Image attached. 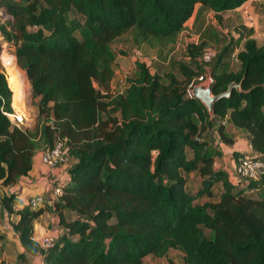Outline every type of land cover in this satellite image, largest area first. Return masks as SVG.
<instances>
[{
  "label": "trees",
  "instance_id": "trees-1",
  "mask_svg": "<svg viewBox=\"0 0 264 264\" xmlns=\"http://www.w3.org/2000/svg\"><path fill=\"white\" fill-rule=\"evenodd\" d=\"M245 1L0 0L8 15L0 36L13 47L1 58L23 71L36 107L33 124L11 121V85L19 97L23 78L12 84L0 67V185L27 175L57 137L69 156L68 178L50 202L45 192L34 207L13 188L2 192L0 216H12L20 247L12 264H144L145 255L171 249L180 264H264V172L232 182L213 165L219 145L238 133L264 157V43L252 28L240 24L207 61L201 37L187 41L165 71L135 59L119 88L112 85L117 37L169 50L195 3L218 15ZM207 74L212 93L239 82L213 101L212 114L187 89ZM247 152L233 151L234 161ZM190 172L198 176L194 190ZM43 213L57 220L47 249L32 239Z\"/></svg>",
  "mask_w": 264,
  "mask_h": 264
},
{
  "label": "rangeland",
  "instance_id": "rangeland-1",
  "mask_svg": "<svg viewBox=\"0 0 264 264\" xmlns=\"http://www.w3.org/2000/svg\"><path fill=\"white\" fill-rule=\"evenodd\" d=\"M6 17H8V15L5 14L3 9H0V20ZM240 24L252 28V36L255 38L257 44L264 43V0H247L242 3L240 7L223 11L218 15L202 7L198 3H195L192 15L185 21L173 48L169 50L168 47L164 49L150 48L143 44H136L130 36L126 34L117 37L111 43V47L115 51L114 73L112 77L113 88H119V78L128 77L132 73L135 59L145 60L151 70L162 72L168 68L169 62L173 58H180L183 55L184 46L187 41L201 37L209 42L207 46L214 49L215 46L217 47L224 40H227L230 35H235L237 29H241ZM12 49L13 47L9 43L3 41L0 36V67L11 76L12 84L15 77L23 78L21 81V83H23V90L20 97L19 108H16V102L18 100L17 91H15L11 85L12 92L14 91V94H16V101L15 99L11 101L13 112L9 115V118L13 123L25 127L34 123L36 113L35 99L30 96L28 92V82L23 71L15 64L14 59L4 60L1 58L2 55L12 54ZM121 51L124 53L122 54ZM227 61L231 68L234 69L237 67V61L233 55L228 56ZM207 80L206 76L205 81ZM238 136L241 138L235 143V146L242 148L245 145L243 136L240 134H238ZM227 176L228 179L234 180V182L238 181L237 176L233 175L231 167H228ZM186 177L187 187L190 190H194L198 185V176L194 172H190ZM7 187L8 185H0V197ZM9 187L13 188L11 185H9ZM11 190H16L15 192L18 194L16 188ZM29 193L30 191L20 195V197L18 196V198H20V201L26 200L28 197L27 194ZM204 199V197L198 198L197 201ZM10 218H12V216L5 215V211L3 210L2 216H0V242H3L2 246L0 245V261L4 264H12L16 253V248L14 246L15 234L8 223ZM41 222L42 219L39 223ZM169 260H172L176 264H180V252L171 249L165 256L153 257L145 255L143 257L144 264H167Z\"/></svg>",
  "mask_w": 264,
  "mask_h": 264
},
{
  "label": "built area",
  "instance_id": "built-area-1",
  "mask_svg": "<svg viewBox=\"0 0 264 264\" xmlns=\"http://www.w3.org/2000/svg\"><path fill=\"white\" fill-rule=\"evenodd\" d=\"M214 53V49L210 46H206L201 54V59L207 61L210 59L212 54ZM206 76L208 79V74L204 75L203 77L198 76V82H207ZM122 85L124 86V81L122 80ZM192 84L189 83L187 85V89L190 93V89ZM17 125V124H16ZM69 156L66 151V145L64 143V139L62 137L55 138L52 146L46 148L45 150L39 153V160L41 163L48 167H61L64 169L65 165L67 164ZM234 173L238 179L248 180L254 179L258 177L260 174L264 172V157L256 156L251 150L248 151L243 156H239L234 163ZM65 175L51 177L50 181L45 188V191L48 192V201H51V198L60 194L61 192V184L68 178L67 174L64 172ZM57 180L56 184L52 185V182ZM10 190L8 186L6 190ZM31 206H36L42 201V192L34 193L28 196L25 200ZM32 239H34L40 248L47 249L51 247L53 244V235L51 233L43 234L39 237H36L32 234Z\"/></svg>",
  "mask_w": 264,
  "mask_h": 264
},
{
  "label": "crops",
  "instance_id": "crops-1",
  "mask_svg": "<svg viewBox=\"0 0 264 264\" xmlns=\"http://www.w3.org/2000/svg\"><path fill=\"white\" fill-rule=\"evenodd\" d=\"M240 134V133H238ZM238 134L235 135L234 141L230 144H225L221 143L219 145V149L221 151V154L216 156L213 160V165L215 167H222L228 172V167H231L232 173L235 176L234 173V158L232 156L233 151H238V152H247L250 151V147L243 135V140H244V147L238 148L235 146V143L239 141L241 137L238 136ZM219 163V164H218ZM224 163V164H223ZM233 165V166H232ZM63 176L64 174V169L61 167H48L44 165L43 163L40 162L39 160V154H36L33 159H32V165L31 169L28 171L27 175L21 177L19 181L16 183L12 184L11 187L16 188L18 190L17 197L23 194L28 193L27 196H30L34 193L37 192H45L46 194L48 193L45 191V188L47 187L48 182L50 181L51 177H56V176ZM231 180V179H230ZM234 182V180H231ZM25 200H22L24 202ZM44 214V215H43ZM42 215L39 216V218L35 221L34 223V230H33V235L36 237H39L43 234L46 233H53L57 229L56 224L57 220H53L54 216L49 215L47 213H43ZM42 219V224L39 223V221ZM50 222V226H48L47 222ZM3 243V242H0ZM14 246L16 250H19V245L15 236L14 240ZM35 261H40L39 258L34 257Z\"/></svg>",
  "mask_w": 264,
  "mask_h": 264
},
{
  "label": "water",
  "instance_id": "water-1",
  "mask_svg": "<svg viewBox=\"0 0 264 264\" xmlns=\"http://www.w3.org/2000/svg\"><path fill=\"white\" fill-rule=\"evenodd\" d=\"M214 83V79L208 74V81L195 83L190 89V94L196 97L206 107L209 114H212V103L214 100L220 97H227L232 87L238 88L239 82L230 81L226 85V88L218 93H212L211 88Z\"/></svg>",
  "mask_w": 264,
  "mask_h": 264
},
{
  "label": "bare ground",
  "instance_id": "bare-ground-1",
  "mask_svg": "<svg viewBox=\"0 0 264 264\" xmlns=\"http://www.w3.org/2000/svg\"><path fill=\"white\" fill-rule=\"evenodd\" d=\"M22 95V90L20 91V94H19V97H18V100L16 102V108L20 105V97ZM22 103V102H21ZM19 108V107H18ZM17 111V110H16ZM16 115V114H15Z\"/></svg>",
  "mask_w": 264,
  "mask_h": 264
}]
</instances>
